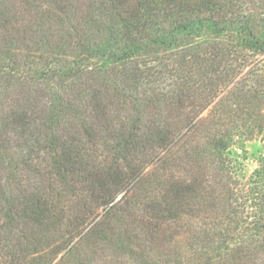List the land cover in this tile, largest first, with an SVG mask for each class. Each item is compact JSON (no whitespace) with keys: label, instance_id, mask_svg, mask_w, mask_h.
Instances as JSON below:
<instances>
[{"label":"trees","instance_id":"16d2710c","mask_svg":"<svg viewBox=\"0 0 264 264\" xmlns=\"http://www.w3.org/2000/svg\"><path fill=\"white\" fill-rule=\"evenodd\" d=\"M264 0H0V264H264Z\"/></svg>","mask_w":264,"mask_h":264},{"label":"rangeland","instance_id":"374dc122","mask_svg":"<svg viewBox=\"0 0 264 264\" xmlns=\"http://www.w3.org/2000/svg\"><path fill=\"white\" fill-rule=\"evenodd\" d=\"M228 156L234 163L238 178L243 183H250L264 159V139L239 140L230 148Z\"/></svg>","mask_w":264,"mask_h":264}]
</instances>
